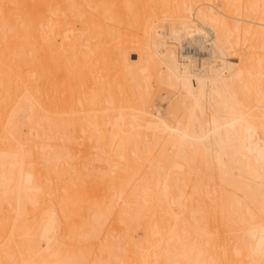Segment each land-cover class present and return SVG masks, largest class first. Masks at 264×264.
Listing matches in <instances>:
<instances>
[{"label": "bare ground", "instance_id": "bare-ground-1", "mask_svg": "<svg viewBox=\"0 0 264 264\" xmlns=\"http://www.w3.org/2000/svg\"><path fill=\"white\" fill-rule=\"evenodd\" d=\"M0 264H264V0H0Z\"/></svg>", "mask_w": 264, "mask_h": 264}, {"label": "rangeland", "instance_id": "rangeland-1", "mask_svg": "<svg viewBox=\"0 0 264 264\" xmlns=\"http://www.w3.org/2000/svg\"><path fill=\"white\" fill-rule=\"evenodd\" d=\"M150 20L153 21V24H154L155 27H157L160 30H163L164 32L168 31L169 28L172 27V26H174L175 28L179 29L176 20H172L169 17H166L164 15V13H160V11H159L158 14H156L155 16H153L152 19H150ZM193 24L195 26H199L197 23H193ZM190 38H191L190 34H188L185 31H182L180 33V39L179 40H173V39L172 40H170V39L167 40V46H168V48L171 51H173L176 59H179L180 58L179 56L182 53V50H181L182 47L181 46L182 45L185 46V44H182V43H185ZM196 43H197V41H192L191 42V47H193V49L198 48V45ZM195 45H196V47H195ZM135 58H136V56L130 55V59H135ZM220 63H221L220 58L214 57L212 59V63L210 65V67L216 66L217 64H220ZM151 86H152V89H155V91L157 92V94L158 93H161V95L159 96L160 98H159V102H158L157 106L158 107L165 108L166 105H167V99H166V96H164L165 95L164 93L167 91L166 93H167L168 96H173V93H175L174 90L173 91L172 90H166L165 91L161 84H156L154 82H152ZM66 87H65V90L67 89L70 92L71 90L69 89L68 84H67ZM63 92H64V90H63ZM66 92L67 91H65L62 94V96L64 97V99H66L65 98ZM67 94H69V93L67 92ZM79 141H81V140H79ZM94 166L96 168L98 167L99 170H101V172L107 170V163L104 160L103 161L95 160Z\"/></svg>", "mask_w": 264, "mask_h": 264}]
</instances>
